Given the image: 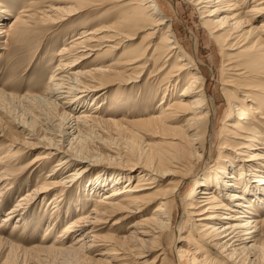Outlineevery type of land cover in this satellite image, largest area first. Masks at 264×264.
<instances>
[{"label": "bare ground", "instance_id": "obj_1", "mask_svg": "<svg viewBox=\"0 0 264 264\" xmlns=\"http://www.w3.org/2000/svg\"><path fill=\"white\" fill-rule=\"evenodd\" d=\"M53 1L65 5L61 7ZM42 2L50 3H46V9L37 11L39 17L37 12L28 9L19 13L8 29L4 24L9 12L0 6V46H4L7 39L13 41L15 34H18L17 41L26 42L43 27L47 30L61 27L86 10L83 5L74 1L68 4L65 0H34L31 7ZM189 2L200 12L202 27L223 55L221 80L226 104L218 106L217 99L209 98L207 82L199 75V64L193 71L196 67L193 59H182L185 53L174 25L155 42L157 33L167 27L159 14L163 6L158 0H120L110 15L117 18L109 27L82 30L60 51L61 63L57 69L60 77L52 76L50 86L38 96L45 104L60 107L62 114L53 117L59 120L60 128L56 129L57 125L44 120L42 115L37 116L44 131L40 135L27 122L16 123L23 134L21 143L22 138H7L0 130V137L7 143V155L0 158V167L8 164L0 173V204L11 193L15 182L29 171L45 170L60 158L48 175L40 176L36 189L21 196L5 215L0 229L16 216L21 222L14 224L15 230L8 239L0 235V244L15 246L12 235L16 229H21L23 221L25 224L27 212L34 204L47 202L52 207L55 217L49 227L72 217L69 211L64 212L66 217L61 216L65 195L79 187L92 171L91 163H95L94 158L91 160V156L84 155L87 153L83 152L82 139L103 122H112L101 115L104 102L89 108L90 103L93 99L104 98L117 108L150 72L148 81L155 77L157 87L147 94L148 100L154 101L161 91L163 101L154 114L134 124L150 129L155 135L163 134L167 128L177 134L164 138L158 145L159 151L151 149L150 155L146 153L148 147L143 149L142 162L124 165L128 169L110 171L115 173L110 176L112 183L101 187L102 184L96 186L99 181L91 182L83 191L99 195L92 211L83 212L85 208L77 204L79 215L67 224L56 241L47 245L43 240L29 248L30 253H54L66 259L77 258L76 261L85 264H134L133 261H142L136 264H169L163 246L169 238L179 235L184 238L185 249L175 248L177 258L173 264H264L261 262L264 255H259L255 246L257 238L264 234V219L260 220L259 216L264 211V22L254 26L264 17V0ZM244 6H248L245 11ZM156 28L159 29L155 31ZM142 32L146 34L141 37L140 46L131 50V42ZM108 42L112 44L107 45ZM120 50L121 55L108 66L99 65L89 71L81 68L82 62L93 55V61L97 62ZM159 62H162L160 68ZM183 82L186 86L177 95L181 85H176ZM113 88L115 91L108 95ZM57 100L61 104L55 102ZM80 104L81 109L88 108L77 112ZM219 111L221 116H218ZM230 119L234 121L227 124L226 133L230 135L227 139L218 133L217 123L224 125ZM216 139L220 159L218 170L213 172L212 165L206 166L214 159ZM197 145H200V153L195 148ZM32 151L37 154L23 166ZM200 166L204 167L203 180L196 181L188 196L183 198L184 182L193 180ZM72 167L70 172H65ZM137 168L142 170L138 181L122 175ZM211 172L213 174H209ZM168 176L174 178L166 181L167 184L162 183L161 179ZM107 188L114 190L102 196L101 192ZM223 193L226 194L223 196ZM177 205L184 208L178 224ZM153 208L151 213L144 215ZM111 218L115 220L110 233L100 235L102 226ZM130 220L135 221L127 230L124 223ZM75 233L81 234L75 237V242L65 243V239ZM96 252L103 253L94 255ZM157 253L149 263V258Z\"/></svg>", "mask_w": 264, "mask_h": 264}, {"label": "rangeland", "instance_id": "obj_2", "mask_svg": "<svg viewBox=\"0 0 264 264\" xmlns=\"http://www.w3.org/2000/svg\"><path fill=\"white\" fill-rule=\"evenodd\" d=\"M73 1L77 3V5L85 6L86 10L71 18L69 22L63 23L61 27H53L51 25V27H53L51 30H47L43 27V29L35 32L26 42L17 41L18 34H15L13 36V41H9V39H7V43L4 46H0V57H2L0 60V130L6 134L7 138H11L13 136L22 138L21 136H23V134L20 132V128H17L18 126L16 123L27 122L28 126L30 125L33 128L35 127L34 130H36L39 135L43 134L44 131L41 129L42 127H40L38 121V117H41V115L44 120L51 121V123L55 126L57 123H59V120H55L53 117L55 115L56 117H59L60 113L62 114V112H60V107L55 108L52 104H45L44 101H42V99L38 96H41L44 90L50 86V79L52 76L57 78L60 77L58 76L59 71H57L58 66L61 63V58L59 56L60 51L66 46V44H69L71 41H73V38L78 37V34H80L82 30L93 31L98 29L100 26L106 29L117 18V16L110 17V15L112 12H115L113 11L114 6L120 2V0H65V2L68 4ZM158 1L163 6L162 12L159 13L160 17L164 19L167 27L162 30L161 33H157L154 38L155 42H158L162 38V33L167 31L168 27H172L174 25L178 31L182 52L185 53L182 59H193L196 65L193 71L197 69L199 64V75L207 82L209 98L217 99V105L224 106L226 101L223 96V83L221 80L222 66L224 61L223 55L221 54L220 49L215 44V42L210 39L207 30L202 27L200 12L195 9L191 2H189L190 0ZM33 2L34 0H0V6L4 7L2 9H7L9 12L5 16V29H8L10 22L16 16H18L19 13H22L28 9H32L33 12L42 11L46 9V6L50 3L42 2L31 7ZM53 2L59 4V6L61 5V7L65 5V3H60L57 1ZM247 7L248 6L243 7L244 11L247 10ZM24 14L26 15L28 13H23L22 15ZM36 15L39 17L40 13L37 12ZM262 22H264V17L258 20L254 26L256 27ZM158 29L159 28H156L155 31ZM145 34V32L140 33L136 40L131 42V50L135 46H140L139 42L141 37H144ZM106 44L111 45L112 43L108 42ZM2 48H7V50H2ZM121 53L122 50L116 51V53H111V55L108 56V59L97 60V62L93 61L95 58L93 55L89 59L82 62L83 66L81 68L82 70L89 71L99 65L108 66L111 64L113 59L118 58ZM161 63L162 62H159L158 64L159 68L161 67ZM149 74L150 72L145 74L143 79L140 80L136 88L133 90L130 97H125L126 99H124L123 102L117 106V108H115L114 103H109L108 99L107 101L106 99L104 101V98L93 99L89 105V108H91L94 104L104 102L105 105L103 106L101 115L104 120H109L113 123L103 122L101 125H99V127L93 128L92 131L89 132L90 135L87 137L84 136L82 139V145L85 148L83 149V152L87 153L84 155L91 156V160L94 158L95 163H91L93 164L90 166L92 171L81 181L79 187L69 193L67 191L65 195V201L61 206V216L66 217L65 213L66 211H69V214L72 213V217L65 218V221L57 226L55 223L53 227H49L52 226V219L55 217L52 207H50V204L47 202H44L40 205L34 204L27 212L25 224L23 221L21 223V229H16L14 235H12L13 238L11 240L15 246L0 244V264H85L83 262L76 261L75 259L77 258L66 259L54 253H30L29 248L33 247V245H39L43 240L48 243L47 245L54 243L57 239V236L64 232L67 224L73 218L79 215V212H76L77 204H81V206L85 208V211L83 212L88 213L89 211H92L96 203L95 201L97 200L96 197L99 195H94V193L89 194L87 191H83L84 189L88 188V185L91 182L93 183L94 181H99L96 186L102 184L101 187L112 183V178L110 176L115 175V173H111L110 171H115V169L119 171L128 169L124 168V165H129L132 163L134 164L140 160L142 162L144 160V155H142L143 149L148 147L149 150L146 153L147 155H150L151 149L154 151H159L160 147L158 145L162 143L164 138H171L177 134L176 132H172L167 128L163 134L155 135L153 132H150V129L147 130L134 124V122L146 119L150 115L154 114V112H156V108L159 106V103L163 101V95L161 94V91H158V98L156 97V100H148L147 94H149V92H153L152 89L157 87V81H154L155 77L148 81ZM147 81L149 82L148 84H146ZM176 86H180L177 90L178 95L186 85L183 82V84L179 83ZM112 90L115 91V88L109 90L107 94L109 95ZM172 90L173 87L171 88V91ZM55 102L61 104V102L58 100ZM81 106L82 105L80 104L79 108H77V112L88 108L81 109ZM109 111L111 112L108 114L107 112ZM220 113L221 112L219 111L218 116H221ZM43 119H41V122ZM232 121H234V119H230L229 121L225 122L224 125L222 122L217 123L218 133L221 132L224 138L230 139V135L228 136L226 133V127L228 126L227 124ZM32 123L34 124L32 125ZM52 124L51 128H54ZM182 126L186 127L183 123ZM177 127H179V125H177ZM55 128L59 129L60 126L57 125ZM21 140H23V138L20 139L19 143H21ZM67 144L65 143V146L68 147ZM198 146L200 145H197L195 148L200 153ZM5 147H7L6 140H3V138L0 137V158L4 155H7ZM213 150L215 152L214 159L206 167L208 168L210 165H212V171L215 172L218 170L216 167L218 164V159H220L218 142L216 143V146ZM36 154L37 152L32 151L31 155L27 156L22 165L26 166ZM59 159L60 158L54 160L53 163L47 167V169H43L39 172L41 168H35V170L29 171L26 176L15 182L11 193L8 196H5L3 198V203L0 204V224L2 223L5 215H7L8 211L15 206L19 198L28 191L36 189L38 186L37 184L41 179L40 176L48 175L52 167L58 164ZM5 165L7 166L8 164ZM87 165L83 164L82 166ZM6 166L0 167V173L2 172L1 169L4 167L6 168ZM203 168L204 167L202 166L198 167L196 170L197 176H195L193 180L184 182L183 186L185 185V189L182 192L183 198L188 196L196 181L201 182L203 180ZM72 169L73 167L65 170V172H70ZM134 170L135 171L127 172L122 175L132 176L135 179L134 181H138L139 173L142 170L140 168ZM32 172L36 173L32 174ZM119 174L120 173H116V175ZM209 174L213 173L211 172ZM172 178L174 177L168 176L166 179L161 180H163L162 183L167 184V182H169ZM133 184L135 183L133 182ZM112 190L114 189L107 188L105 191L101 192V195ZM225 194L226 193H223V196ZM220 196L222 197L221 194ZM154 207H156V205ZM154 209L155 208L149 210L144 215H148ZM182 211H184L183 206H179L178 208L177 205V213L179 212L178 214H175L177 224L182 220ZM221 214L225 213L221 212ZM259 216H261L260 220H263L264 211L261 214L259 213ZM20 220L21 218L16 216L9 222L5 223L0 229V235L5 237V239H8L11 232L15 230L14 224L16 222H19L20 224ZM114 220L115 219L112 218L111 220L108 219V223L102 226L103 230L100 232V235H107L110 233V226L113 224ZM187 220H190V218H187ZM134 221L135 220H130L125 222L124 227L127 230L131 229ZM79 235L81 234L79 233ZM79 235L78 233H75V236H69L68 239H65V243L68 244L75 242V237H78ZM183 246L184 238H180L179 235L173 239L169 238L165 242L163 247L166 249L165 252L168 255L167 258L169 264H173L174 258H177L175 248L182 247L183 250L185 249ZM255 246L257 248L258 254L264 255V234L257 238ZM100 253L103 252H96L94 255ZM156 255H158V253L149 258V263ZM262 261L264 263V256L261 262ZM133 262L134 264L140 262L142 263V261Z\"/></svg>", "mask_w": 264, "mask_h": 264}]
</instances>
